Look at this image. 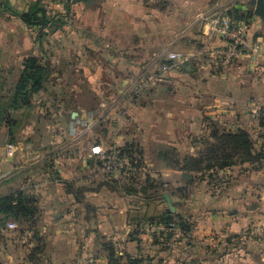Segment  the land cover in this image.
I'll return each instance as SVG.
<instances>
[{
    "label": "crops",
    "instance_id": "1",
    "mask_svg": "<svg viewBox=\"0 0 264 264\" xmlns=\"http://www.w3.org/2000/svg\"><path fill=\"white\" fill-rule=\"evenodd\" d=\"M256 1L131 0L133 27L146 23L163 27L162 36L142 40L133 37L131 48L126 52V55L130 53L131 73L139 71L142 60V64L147 63V69L154 66L152 70L164 80L148 94L147 103H139L141 99L131 101L130 116H124L126 119L121 121L116 146L117 150L134 146L142 152V182L146 177L158 179L172 190V193H161V197L150 199L121 195L102 186L105 179L95 165L98 161L90 155L94 146L86 130L90 111L86 101L80 99L81 86H76L81 84L75 76L100 73L106 65L105 61L100 67L101 61L107 59L101 37L97 48L89 46L86 29L94 24L82 16L91 8L106 9L107 0H98L92 5L81 0L74 3L72 33L67 36L68 73L76 81L73 97L68 102L59 100L49 117L55 118L51 144L56 146L52 149L57 152L52 166L54 164L57 177L51 181L50 172H37L43 167L45 155L49 154L43 144L37 146L31 162L28 157L38 127L45 133L50 132V127L44 123L45 116L37 114L20 131L14 144L9 143L6 128L1 132L0 199L10 195L17 197L18 193L35 199L40 204L45 224L38 226L37 222L27 230L14 232L6 226L12 222H7L0 214V263L11 264L19 258L15 252L20 243L18 235L30 237L33 234L36 246L48 243L53 264L61 255L72 258L73 264H110L104 248L108 243L115 246L123 264H128V257L142 260V264H264V240L251 235L253 229L264 224V168L255 171L249 164L238 165L216 172L214 180L198 175L192 183L181 170L186 156L195 157L202 151L210 135L211 122L226 132L246 131L258 149L263 145V130L255 112L264 109V18L255 14ZM160 3L166 15L159 14L156 20L150 15V7ZM220 4L243 13L253 12L249 21L237 22L246 27V50L226 69L212 59V53L229 45L227 40L210 31L209 12ZM144 11L149 13L148 18L141 17ZM17 23L22 25L20 21ZM173 27L182 29L175 32ZM124 42L123 36L116 39L120 46ZM140 44L146 45L142 51ZM33 46L29 48L30 53L20 54L19 60L35 56ZM23 49L28 50L27 43ZM89 53L100 61L99 65H89ZM169 53L182 54L184 60L170 62L168 73L162 74L159 68L167 61ZM116 58L115 72L123 74L127 56L120 52ZM192 68L204 76L192 75ZM100 107L106 106L101 103ZM125 122L129 128L124 126ZM173 153L179 157V168L163 158ZM26 162L30 164L25 166ZM68 183L85 190L83 200L66 192ZM165 195H169L175 213H167L169 205ZM43 203L47 204L46 208L42 207ZM165 214L187 220L193 227L191 233L186 237L177 234L164 244L155 243L152 234L147 232L139 237L140 244L132 241L138 222Z\"/></svg>",
    "mask_w": 264,
    "mask_h": 264
},
{
    "label": "rangeland",
    "instance_id": "2",
    "mask_svg": "<svg viewBox=\"0 0 264 264\" xmlns=\"http://www.w3.org/2000/svg\"><path fill=\"white\" fill-rule=\"evenodd\" d=\"M64 1L69 2V4L67 3L70 8L69 11L66 9ZM4 3H9L10 6L19 14L27 13L32 5L38 4L40 7L46 9L50 17H60L64 26L59 31L50 33L49 36H44L42 41L38 42L37 39L39 34L38 31H36L38 29L29 28L21 20H19V18L11 17L9 12L4 11ZM74 3L75 0H0V71L4 73L2 76L7 79V90H10L9 88L15 84L14 82L17 81L19 76V66H21L23 61L19 60L18 57L24 52L30 53L32 49L30 50L29 48L32 44L34 45L33 52L35 56L41 58L44 62L46 61L45 63H48L52 70L48 81L47 92L40 93L34 98V107L32 109L20 111L15 115V118L21 122V126H23L22 129H25L35 119L37 114L45 116L44 123L50 127V132L45 133L41 127H38L36 139L28 149V157L30 158L29 162H31V157L34 155V151L38 148L37 146L43 144L46 147L45 150L49 154L45 155L43 167L41 166V169L39 168L40 170L37 172L39 174L43 171L46 174L50 172L49 177L51 181L54 180L55 176L57 177V174L55 173L56 171H54V164L52 166V160L54 156L57 155V152L54 153L52 151V149L56 146L51 144L52 140H54V129L52 128L55 124V118L49 119V117L54 113L56 104H58L59 100H65V102H68L67 100L73 97V84L76 83L73 79L74 76L68 73V62L70 59L68 57L67 43V36L72 33V8L75 6ZM161 5H163V3L155 5L157 7H150V15L156 20L157 15H166V13L161 10L164 9ZM105 6L106 9H88L89 12L82 17H84L88 22H93L94 24V26L86 29V34L89 36V40L91 42L89 46L97 48L99 42L102 41V49L107 50V59H103L101 64L99 60L93 58V54L91 53L88 55L87 62L89 65L91 63H97L98 65L100 64V67H103V62L106 61V65L100 73L95 72L92 75H77L75 77L79 78V84H81L76 86L77 88L81 86L79 88L80 90L78 89L80 99L82 101H86L87 109L90 111V116L87 117L88 126L86 130H88L87 133L91 136V145H101L108 152L112 153L117 150V138L120 136L121 121L130 116L128 111L131 106V101L133 102L136 99H141L139 100V103H147L146 99L149 96L148 94H151L153 90H155L156 86L162 83L161 80H164L161 76H159L157 71L152 70L154 66L147 69V65H145L147 63L144 62V64H142V60L139 65V71L134 74L131 73L129 71V66L131 65L130 53L126 55V52H129L131 48V41H133V37L137 36L142 40L156 35L162 36L163 27H155L151 24L148 25L147 23L139 28L133 27L131 0H107ZM121 6H123L124 9H121ZM231 11L233 10H231L226 4H220L215 11L209 12V15L211 14L209 19L213 16H230L229 14ZM150 15L147 11H144L142 12L141 17L148 18ZM10 20L13 21L9 23L8 21ZM19 21L22 23L20 26L17 25V22ZM181 29L182 28L179 27L172 28L175 32H179ZM48 32H52L51 29ZM122 36L125 42L123 43V49L121 50L122 46L116 43V39ZM99 37H101L100 41H98ZM25 38L26 40L24 42ZM126 40L129 42H126ZM25 43L28 44L27 51L23 49L25 48ZM145 46L146 45H141L140 51H142ZM91 50L94 52L96 49ZM120 52L127 56V58H124L123 74L115 72V65L117 61L116 57L119 56ZM181 60L184 59L182 58L180 61ZM156 62L158 61H155V63ZM191 73L196 76L203 75L194 68L191 69ZM133 82L135 83L132 86ZM101 103L105 104L106 107H100ZM124 116L126 117L123 118ZM127 123L128 122H125L124 126ZM77 127L79 128V126ZM125 127L129 128L128 126ZM79 129L83 130L84 128L83 126H80ZM217 129L224 131L223 128L218 126ZM19 135L20 132L16 134V140L19 139ZM41 138L43 139L42 142H40ZM136 151L141 152L139 149H136ZM175 157L176 156L174 154L163 156L169 164H172L173 161L176 160ZM27 163L28 162L25 164ZM28 164L25 166H28ZM95 165L97 166L96 161ZM33 169H35V167H33ZM32 200L38 210L37 220L32 222L31 225L26 222L23 224H17L19 229L15 230L16 232L27 230L28 227H31L33 224L35 225L37 222L39 223L38 226H41V224L44 223L45 220L41 217L42 214L40 211V204H37L35 199ZM46 205V203H43L42 207L46 208ZM42 212H44V210ZM4 221L5 220L3 219L1 222L4 223ZM25 237L26 235L23 234L18 235L20 243L16 245L18 252L16 250L15 252L19 258L11 264H53L51 261L53 260L51 257L52 252L48 248L49 245L47 242L42 246H36L34 244L36 240L33 234L30 237ZM24 238L25 240L23 241L22 239ZM54 261L56 262L54 264H73L72 258L69 259L62 255ZM75 262L77 261L75 260Z\"/></svg>",
    "mask_w": 264,
    "mask_h": 264
},
{
    "label": "trees",
    "instance_id": "3",
    "mask_svg": "<svg viewBox=\"0 0 264 264\" xmlns=\"http://www.w3.org/2000/svg\"><path fill=\"white\" fill-rule=\"evenodd\" d=\"M81 1L86 5H92L98 0ZM64 3L66 9L69 11V2L64 1ZM3 9L5 12H9L11 17L19 18L27 27L38 29L36 30L39 34L37 39L38 42H41L44 36H49L50 33H55L64 26L60 17H50L46 9L40 7L38 4L32 5L25 14H19L9 3H4ZM229 15L235 22L249 21L253 16V12L243 13L238 10H233ZM50 29L52 32H48ZM45 62L36 56L26 58L23 61L17 81L12 85V89L9 88L10 90H7V79L2 76L4 73L0 71V136L2 130L6 128L9 143L11 144L17 141L16 134L20 132L23 127L21 126V122L15 118V115L20 111L32 109L34 107V98L40 93L47 92L48 81L52 70L49 64ZM169 63L168 61L163 62V64L166 65H169ZM256 119L259 122V127L263 130V136H261V138H264L263 108L260 109ZM208 130L210 131V135L209 138L204 141L202 151L195 157L186 156L182 162L183 166L181 170L185 172L189 181L191 179V183L198 175L208 176L209 179L214 180L216 172L238 165L249 164L253 166L255 171L264 168V142L260 149H258L254 139L246 131H220L213 123L208 126ZM116 152L120 158L126 157L132 160V169H141L143 166L142 152H137L134 146L119 149L116 150ZM174 155L176 156V160L173 161L172 165L179 168L181 165L179 164V157L176 154ZM136 161L137 164L135 165L134 162ZM97 166L98 169H100V162L97 163ZM103 178L105 182L102 186L111 192L121 195H141L144 198L150 199L155 196L161 197V193H172V190L158 179L146 177L142 182V180H140L141 173H137L133 177L124 178L122 180L114 178L113 175L103 176ZM66 192L76 195L78 200H83L85 194V190L77 188L69 183L66 184ZM177 192L179 194H184L180 190H177ZM187 192L188 189H185V193ZM37 212L38 210L34 201L24 194L18 193L17 197L10 195L0 199V214L4 215L7 221L16 224H23L26 222L31 225L32 222L37 220ZM33 225L31 227H33ZM159 225L168 229V232H162L158 235L152 234L151 237L153 241L158 244L167 243L174 238L175 233L172 232L173 228L178 230V234L185 237L189 235L193 229L192 225L187 220L173 214H165L161 217L144 219L138 222L135 227V232L131 236L132 241H137V243L140 244L141 240L139 237L141 235H146V227ZM104 248L108 253L110 264H123L122 257L118 256V251L112 243L106 244ZM142 263V260L128 257V264Z\"/></svg>",
    "mask_w": 264,
    "mask_h": 264
},
{
    "label": "built area",
    "instance_id": "4",
    "mask_svg": "<svg viewBox=\"0 0 264 264\" xmlns=\"http://www.w3.org/2000/svg\"><path fill=\"white\" fill-rule=\"evenodd\" d=\"M210 31L213 35L220 37L224 40H227L229 45L227 48L216 50L212 54V59L219 63V66L222 68H226L230 65L242 52L246 50V27L240 26L237 22L233 20L228 15L222 16H213L210 19ZM183 55L178 53H169L167 57V61H176L182 59ZM170 67L169 65L163 64L160 66L159 71L162 74L168 73ZM258 116L259 111L255 112ZM116 153V154H115ZM91 157L96 158L98 162H100V173L103 176H111L118 180H122L124 178H130L135 176L137 173H141V169H132L131 163L132 160L126 157L120 158L117 152H108L101 145H94L91 148L90 152ZM135 165L137 161L134 162ZM7 229L11 231H15L18 229L16 223H8ZM146 232L150 234H156L162 232H168L164 226H153L146 227ZM172 232L175 235L178 234V230L172 229ZM251 235L255 238L264 240V224L256 227L251 231Z\"/></svg>",
    "mask_w": 264,
    "mask_h": 264
},
{
    "label": "water",
    "instance_id": "5",
    "mask_svg": "<svg viewBox=\"0 0 264 264\" xmlns=\"http://www.w3.org/2000/svg\"><path fill=\"white\" fill-rule=\"evenodd\" d=\"M76 1H78V0H75V2ZM255 14L261 18H264V0H257L256 1ZM165 199L169 205V209L167 210V213H175V208L171 202L169 195H165Z\"/></svg>",
    "mask_w": 264,
    "mask_h": 264
}]
</instances>
